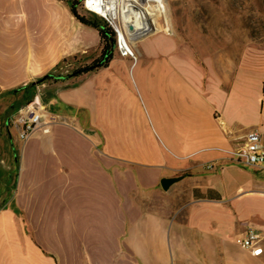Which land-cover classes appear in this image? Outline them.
Listing matches in <instances>:
<instances>
[{"label": "crops", "instance_id": "obj_1", "mask_svg": "<svg viewBox=\"0 0 264 264\" xmlns=\"http://www.w3.org/2000/svg\"><path fill=\"white\" fill-rule=\"evenodd\" d=\"M167 1L173 32L139 39L136 61L115 53L107 66L37 86L36 96L68 123L26 141L9 126L17 148L8 167L19 165L16 206L39 221L65 216L78 239L67 236L64 250L43 257L4 208L0 264H264V162L245 165L228 153L251 131L264 148V59L243 52L236 60L226 49L197 56L174 24L179 0ZM0 24L7 37L21 39L12 51L0 49L2 90L100 54L98 30L67 0H0ZM55 175L68 186L59 195L50 187L43 203L41 185ZM175 176L182 178L163 188L161 180ZM185 183L192 202L181 215L138 202V194ZM249 229L263 234L259 255L235 241Z\"/></svg>", "mask_w": 264, "mask_h": 264}, {"label": "rangeland", "instance_id": "obj_2", "mask_svg": "<svg viewBox=\"0 0 264 264\" xmlns=\"http://www.w3.org/2000/svg\"><path fill=\"white\" fill-rule=\"evenodd\" d=\"M80 10L82 13H87L84 9L80 8ZM173 12L174 24L182 38L183 45L195 49L196 51L193 52L197 56L204 58L207 54L222 52L221 50L226 49L233 54L232 56L236 60L241 58L243 52H249L250 58L264 59V0H179V2H175ZM156 26L157 31L161 29L160 22H156ZM0 34L3 35L0 49L12 51L14 45L21 41L18 37H7V32L1 31V24ZM137 42L134 45L136 53ZM116 53L121 54L118 49ZM81 64L79 61L71 59L63 64L58 72L66 75ZM36 97L35 95L31 99H27L28 97L22 90L13 92L12 89H0V132L2 133L0 136V210L4 209L3 203L7 200L5 208L15 212L16 217L25 224L27 246L31 247L34 244L41 250L43 257H51L53 251L64 250L67 236L72 239L71 243L78 239L74 227L70 222H67L65 216L52 218V216L46 215L44 220L39 221L38 216H33L34 210L31 211V217L23 210H19L14 202L17 187L13 190V196H10L17 173L15 165L10 168L7 163V154L13 150H15L13 153L16 154L17 148L12 150L15 138L11 132L16 134L17 130L11 126V121L18 109ZM58 123L66 124V122ZM9 126L11 132L8 130ZM45 181L43 179L42 182ZM49 181L50 179H48ZM66 181L67 178L64 175H55L52 184L42 183V190L39 191L43 194V203L49 198L50 187L54 188L55 195H59V191L68 186ZM179 186L177 184L174 189ZM174 189L169 192L160 191L153 197L138 194V202L143 207L152 206L172 210V217H176L183 213L182 208H187L192 202L188 194L192 189L191 184L188 183H185L180 189ZM43 264L45 263L43 262ZM51 264L54 262L52 261Z\"/></svg>", "mask_w": 264, "mask_h": 264}, {"label": "built area", "instance_id": "obj_3", "mask_svg": "<svg viewBox=\"0 0 264 264\" xmlns=\"http://www.w3.org/2000/svg\"><path fill=\"white\" fill-rule=\"evenodd\" d=\"M85 11L94 13L107 21L117 35V49L122 55L131 56L137 60V53L133 52L125 40L130 38L141 39L156 30V22H160L161 30L172 33V25L166 17L167 10L163 0H83ZM135 50V49H134ZM58 122L68 123V119L51 111L39 96L31 100L18 111L14 126L17 128L19 138L26 141L36 131L41 129L48 133L51 125ZM231 158L245 165H255L264 162V148L259 132L251 131L247 141L237 148L229 149ZM214 168V163L206 166ZM263 234L259 230L249 229L237 235L235 241L252 250L255 255L263 252L260 245Z\"/></svg>", "mask_w": 264, "mask_h": 264}, {"label": "trees", "instance_id": "obj_4", "mask_svg": "<svg viewBox=\"0 0 264 264\" xmlns=\"http://www.w3.org/2000/svg\"><path fill=\"white\" fill-rule=\"evenodd\" d=\"M71 10L75 16L84 24L90 25L96 28L99 32L101 38V49L100 54L94 58L90 63L81 64L78 67H75L71 73L63 75L58 72L60 65H57L56 69L45 74L43 77L39 78L37 81L29 82L26 85H22L18 88L12 89L13 92H18L20 90L25 92L27 99L33 98L37 94V86L43 82L50 80H61L66 79L72 76H77L82 73H87L90 71H95L101 67L109 65L111 60L114 58V55L117 50V35L115 30L107 23L105 19L94 14V13H82L81 9L83 8V0H67ZM85 10V9H84ZM59 67V68H58ZM19 170V165H17V172ZM17 187V173L16 179L14 180L12 193L10 196H13V190ZM7 200L3 203V208L6 207Z\"/></svg>", "mask_w": 264, "mask_h": 264}, {"label": "water", "instance_id": "obj_5", "mask_svg": "<svg viewBox=\"0 0 264 264\" xmlns=\"http://www.w3.org/2000/svg\"><path fill=\"white\" fill-rule=\"evenodd\" d=\"M181 176H175V177H165L161 180L162 186L165 189H168L170 185L178 180H180Z\"/></svg>", "mask_w": 264, "mask_h": 264}, {"label": "bare ground", "instance_id": "obj_6", "mask_svg": "<svg viewBox=\"0 0 264 264\" xmlns=\"http://www.w3.org/2000/svg\"><path fill=\"white\" fill-rule=\"evenodd\" d=\"M164 1V6H165V9L167 10L168 9V1L167 0H163ZM169 12V11H168ZM166 17H168V15H166ZM156 30H157V27H156ZM139 39H137V38H135V37H131L130 38V43H128V41L127 40H125V43L130 47V48H132L133 49V52L134 53H136L135 52V50H134V45H135V43L138 41ZM138 56V55H137Z\"/></svg>", "mask_w": 264, "mask_h": 264}]
</instances>
